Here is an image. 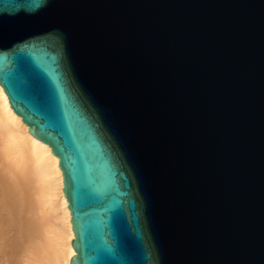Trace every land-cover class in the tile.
<instances>
[{
    "label": "water",
    "instance_id": "1",
    "mask_svg": "<svg viewBox=\"0 0 264 264\" xmlns=\"http://www.w3.org/2000/svg\"><path fill=\"white\" fill-rule=\"evenodd\" d=\"M0 86L70 264H264V0H0Z\"/></svg>",
    "mask_w": 264,
    "mask_h": 264
},
{
    "label": "bare ground",
    "instance_id": "2",
    "mask_svg": "<svg viewBox=\"0 0 264 264\" xmlns=\"http://www.w3.org/2000/svg\"><path fill=\"white\" fill-rule=\"evenodd\" d=\"M67 206L58 158L29 133L0 86V264H70Z\"/></svg>",
    "mask_w": 264,
    "mask_h": 264
},
{
    "label": "rangeland",
    "instance_id": "3",
    "mask_svg": "<svg viewBox=\"0 0 264 264\" xmlns=\"http://www.w3.org/2000/svg\"><path fill=\"white\" fill-rule=\"evenodd\" d=\"M24 212H26V211H24ZM26 214H27V212L24 213L23 215H26ZM21 215H22V214H21ZM23 215H22V217H23ZM27 216H28V214H27ZM27 216H24V217H27ZM26 219H27V218H26ZM22 220H23V219L20 218V221H21V222L24 221V220H23V221H22ZM26 221H27V220H25V222H26ZM21 224H22V223H21ZM21 224H20V225L18 224V225L21 226ZM24 224H25V223H24ZM24 224H23V225H24ZM23 225H22V226H23ZM21 228H23V227H20V229H19L20 232H21ZM14 232H16V233H20V232H18V230H17V231L14 230L12 233H14ZM16 233H15V234H16ZM17 235H18V234H17ZM15 253H16V252H15ZM19 253H20V252H17L16 254H19ZM20 254H21V253H20ZM16 256H17V255H16ZM16 256H15V257H16ZM19 257H20V255H19ZM19 257H18L17 259H19ZM13 260H14V262H15V258H13Z\"/></svg>",
    "mask_w": 264,
    "mask_h": 264
}]
</instances>
